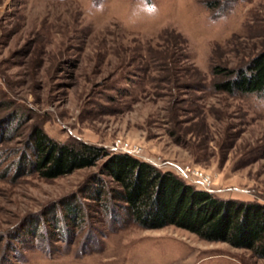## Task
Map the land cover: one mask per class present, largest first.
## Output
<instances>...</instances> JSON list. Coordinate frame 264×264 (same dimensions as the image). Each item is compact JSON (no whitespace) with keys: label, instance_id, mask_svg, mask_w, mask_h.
Here are the masks:
<instances>
[{"label":"rangeland","instance_id":"1","mask_svg":"<svg viewBox=\"0 0 264 264\" xmlns=\"http://www.w3.org/2000/svg\"><path fill=\"white\" fill-rule=\"evenodd\" d=\"M262 50L264 0H0V264H264L106 213L85 197L98 177L117 185L102 161L55 178L18 169L37 127L113 152L121 138L199 188L264 204V99L214 87L216 66ZM195 168L209 187L184 175Z\"/></svg>","mask_w":264,"mask_h":264},{"label":"trees","instance_id":"2","mask_svg":"<svg viewBox=\"0 0 264 264\" xmlns=\"http://www.w3.org/2000/svg\"><path fill=\"white\" fill-rule=\"evenodd\" d=\"M210 3L209 6H216ZM214 87L231 95L255 93L264 99V50L240 67L216 66ZM18 169L55 178L96 166L117 185L106 188L98 177L85 197L103 203L106 213L125 211L144 228L175 225L202 239L247 248L264 259V204L223 198L170 170L125 152H113L82 139L57 141L35 128Z\"/></svg>","mask_w":264,"mask_h":264},{"label":"built area","instance_id":"3","mask_svg":"<svg viewBox=\"0 0 264 264\" xmlns=\"http://www.w3.org/2000/svg\"><path fill=\"white\" fill-rule=\"evenodd\" d=\"M112 149L117 152H125V153L132 154L134 156H137L140 154L139 153L140 149L138 146L132 145L128 141L121 139V138L116 139L113 142ZM183 172H184V175H186V177H189L194 182L199 183L204 188H207L212 184L210 177L207 174H205L203 171H201L200 169L195 168L190 172V174H187V171L185 170H183Z\"/></svg>","mask_w":264,"mask_h":264}]
</instances>
